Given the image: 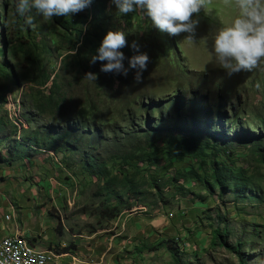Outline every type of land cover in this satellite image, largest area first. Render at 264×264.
Here are the masks:
<instances>
[{
	"label": "rangeland",
	"instance_id": "374dc122",
	"mask_svg": "<svg viewBox=\"0 0 264 264\" xmlns=\"http://www.w3.org/2000/svg\"><path fill=\"white\" fill-rule=\"evenodd\" d=\"M12 7V0H0V35L4 38L0 63L6 62V68L0 65V96L9 102L0 106V138L9 134L18 138L20 129L26 131L47 123L64 125L62 119L28 115L32 90L19 77L20 66L25 64L23 53L11 52L14 42L9 43L8 38L25 34V27ZM106 12L114 26L109 31L125 33L127 43L120 51L127 76L122 72L85 70L74 64L66 69L64 62L72 59L67 50L74 43V31L64 30L53 17L45 20L34 9L31 15L37 22L30 37L39 44L59 48V52L52 48L44 63L51 78L58 75L57 81L71 84L65 87L68 116L75 118V112L93 99L96 126L106 140L98 146L92 137L82 138L101 152L109 175L128 170V165L119 160L123 150L138 149L147 142L141 133L135 138L129 132L121 133L131 130L123 118L126 110L134 114L133 122H139V129L146 128L159 118L151 111L157 102L166 104L178 96L185 107L189 95L196 93V98L205 99L204 106L211 116L215 111L211 104L217 101L221 102L219 112H225L223 126H205L209 121L218 123L215 117L186 121L189 130L198 131L210 146L215 145V149L206 150L205 172L210 174L209 165L214 160L218 166L241 174L242 187L252 192L239 197L220 192L212 178L211 191L193 176L179 177L175 182V173L188 164L199 172L202 168L191 157L170 163L158 156L156 166L144 168V162H137L140 172L136 178L142 183L143 194L139 199L124 194L129 206L123 205L118 215L109 218L104 206L116 201L107 199L102 178L86 172L81 149L65 153L40 150L15 159L11 165L0 162V231H4L0 236L12 233V228L24 231L43 247L38 250H52L48 252L54 258L50 264H264V62L250 72L229 75L214 54L218 30L233 22L238 9L225 5L223 0H212L207 13L202 10L193 16L199 21L193 40L184 39L187 33L175 36L161 32L146 9L137 7L134 12L120 15L112 0H106ZM67 17L73 19L74 15ZM85 26L86 22L77 20L74 27ZM55 30L63 31V36H57ZM140 54H147L149 62L137 82L138 69L130 67V60ZM89 72L96 74V80L85 78ZM174 105L175 101L170 112L176 108ZM235 110L241 113L238 126L231 125ZM162 113L161 119L171 116ZM15 127L16 135L12 132ZM251 138L262 140L258 149ZM5 147L1 142L0 150L7 155ZM114 163L120 164L112 167ZM154 182L159 190L151 185ZM217 229L226 234L224 239L215 238ZM54 251L61 254L58 259Z\"/></svg>",
	"mask_w": 264,
	"mask_h": 264
},
{
	"label": "trees",
	"instance_id": "16d2710c",
	"mask_svg": "<svg viewBox=\"0 0 264 264\" xmlns=\"http://www.w3.org/2000/svg\"><path fill=\"white\" fill-rule=\"evenodd\" d=\"M13 11H15L16 0H12ZM16 12V11H15ZM74 18L70 19L67 16H53V18L59 22L64 30L72 29L74 31V43L67 50L68 54L72 56L70 61L64 62V67L74 64L75 67L86 68L85 70L101 71L102 66H98L99 63L104 61L97 60L95 64L91 63V58L98 55V49L102 44L104 37L109 32L110 27H114L109 22L106 12V0H91V3L80 10L79 12L73 13ZM20 24L25 27V34L20 33L15 38L8 36L11 39L10 42H14L11 45V52L14 54L16 51H22L25 64L20 66L19 77L23 82L29 83V87L32 90L31 99H29L30 109L28 112L29 116H37L39 119L48 117L52 119H62L64 125L56 126L54 123H47L42 127H35L22 131L18 138L5 135L0 138V143L6 144L7 155L0 150V162H5L9 165L13 163L15 159H22L32 155L35 151H52L53 153H65V152H76L79 151L82 155L83 166L88 174H94L97 178H102L103 185L102 189L108 200L115 199L116 203L110 206H104L105 215L109 218H113L121 210L123 205L129 206L127 200L124 199V194L130 199H139L143 194L141 188V182L136 178L137 173L140 172V167L137 162H144L145 168L149 165H155V159L158 156L166 159L170 163L174 161H182L187 157L195 159L198 168H202L199 172L197 168L188 164L187 167L177 171L173 180L176 182L179 177L189 178L193 176L197 178L203 185L204 188L212 190V183L209 178H212L214 184L217 186L220 192L228 193L232 192L237 197L245 196L246 193H251V188L245 190L240 183L241 174L237 173L233 169H229L226 166H218L214 160L209 165L211 172L208 175L205 172V166L207 165L208 152L207 149L214 148L215 145H209L207 140H203L201 134L194 129L189 130L186 121H199V119L217 118L218 123H212L211 121L204 123L206 127H217L224 125L225 112H219L221 102L217 101L211 104L212 108L215 109L211 116L208 109L205 108V99L202 96L196 98V93L189 95L186 106L182 107V103L178 96L173 97L168 103L162 104L157 102V106L151 109L152 113H157L159 116L151 125H147L146 128L139 129V122H133L135 116L131 111L126 110L123 115L124 121L129 123V131H121L122 134L130 133L131 138L137 137L140 133L145 136L147 142L143 144V147L136 148L134 150H123L119 154V160L123 165H128V170H120L121 174L109 175L107 170V164L103 159L101 152L96 151L95 145H89L83 135H87L95 139L96 145L100 146L102 142L106 140L103 131H100V127L96 126L97 118L95 112V106L93 105V99L89 98L88 106H82L79 108L75 115L76 117L68 116L67 107H65V99L68 93L65 90L66 86L71 84H63L62 81H57L58 75H54L51 78L50 72H48L44 59L47 54H50L53 50L59 52L57 45L52 48L46 43L33 41L30 37V32L35 29L34 21L33 25L26 26L23 23V18L20 17ZM81 20L86 22L84 28H77L75 22ZM74 25V26H73ZM57 36H63V31H53ZM1 36L0 43V54L4 50V38ZM3 68H6V62L0 63ZM51 81V84L47 86V83ZM99 96V95H97ZM86 101V102H87ZM175 101V107L170 112L171 106ZM6 102V97L0 96V106ZM232 109V106H230ZM180 109V110H179ZM150 111V113H151ZM171 114L170 117L161 119L162 112ZM240 110H235L232 115L233 123L231 125H240ZM196 116L198 119H195ZM73 120L71 121V119ZM90 118L92 121L90 122ZM0 117V121H1ZM29 121V118H27ZM228 123L230 119L227 120ZM90 123V124H89ZM181 123V124H180ZM179 124V125H177ZM22 128V123H19ZM164 126L157 128L156 126ZM142 126V124H141ZM137 127V129H135ZM232 128V127H231ZM14 135L17 134L16 127L12 131ZM114 132V131H111ZM251 143L256 146L262 143L261 139L251 138ZM116 144V141H114ZM161 142V145L157 146L155 143ZM135 162V163H134ZM131 163V164H130ZM134 163V164H133ZM114 163L112 165L115 166ZM156 166V165H155ZM131 167L133 170L131 171ZM119 172V171H118ZM112 173V168H111ZM187 181V180H186ZM151 185L159 190L160 186L154 182ZM181 189L180 186L177 187ZM129 208V207H127ZM215 238L224 239L225 233L220 230L214 232Z\"/></svg>",
	"mask_w": 264,
	"mask_h": 264
},
{
	"label": "clouds",
	"instance_id": "9594fccd",
	"mask_svg": "<svg viewBox=\"0 0 264 264\" xmlns=\"http://www.w3.org/2000/svg\"><path fill=\"white\" fill-rule=\"evenodd\" d=\"M120 15L136 11V8L146 9L153 25L161 32L169 35L187 33L185 40H193L199 23L193 16L202 10L207 13L212 0H112ZM91 3V0H16L15 11L23 18L26 26L34 23L31 15L36 14L45 20L53 16H70L79 12ZM225 5L234 6L238 14L230 25L221 27L214 39V54L220 67L229 75L241 71L250 72L264 62V0H223ZM123 31H109L98 49V55L91 58V63L97 60L107 61L101 71L128 74L123 65L124 54L120 51L126 46ZM149 57L147 54L134 56L130 67L138 69L136 81L140 82L143 71L147 70ZM85 78L96 80L95 73L89 72ZM8 104L7 102L4 103ZM145 168V167H144Z\"/></svg>",
	"mask_w": 264,
	"mask_h": 264
},
{
	"label": "bare ground",
	"instance_id": "6f19581e",
	"mask_svg": "<svg viewBox=\"0 0 264 264\" xmlns=\"http://www.w3.org/2000/svg\"><path fill=\"white\" fill-rule=\"evenodd\" d=\"M1 241L0 254H7V248H10V257L18 264H50L54 261L53 256L48 253L50 250H43L47 252L37 250L33 242L22 234H15ZM24 245L30 247L24 250ZM54 252L58 259L61 254Z\"/></svg>",
	"mask_w": 264,
	"mask_h": 264
},
{
	"label": "built area",
	"instance_id": "2783aa9c",
	"mask_svg": "<svg viewBox=\"0 0 264 264\" xmlns=\"http://www.w3.org/2000/svg\"><path fill=\"white\" fill-rule=\"evenodd\" d=\"M29 247L24 245V250H27ZM57 263L61 264L60 261H57ZM0 264H18V262L12 260V257H10V248H7V254H0Z\"/></svg>",
	"mask_w": 264,
	"mask_h": 264
},
{
	"label": "crops",
	"instance_id": "0c3cea01",
	"mask_svg": "<svg viewBox=\"0 0 264 264\" xmlns=\"http://www.w3.org/2000/svg\"><path fill=\"white\" fill-rule=\"evenodd\" d=\"M1 228V227H0ZM3 228V227H2ZM13 230H12V233H10V232H6L4 235H1L0 236V238L1 237H3V236H8V237H10V236H12V235H15L16 234V232L18 231L19 233H21L22 235H24V236H26L25 234H24V231H20L18 228H12ZM1 230V229H0ZM4 232V231H3ZM2 231H0V234H2L3 233ZM6 236H5V238L4 239H6ZM7 237V238H8ZM27 237V236H26ZM27 238H29L30 240H31V242H33V244H34V246L36 247V249L38 250V248L37 247H39V248H43V247H40L37 243H36V241L32 238V237H27ZM3 238H2V240H4ZM1 241V240H0ZM2 242V241H1ZM0 242V243H1ZM43 250H46V249H43ZM43 250H39V251H43ZM49 252V251H48ZM50 252L52 253V250H50Z\"/></svg>",
	"mask_w": 264,
	"mask_h": 264
}]
</instances>
